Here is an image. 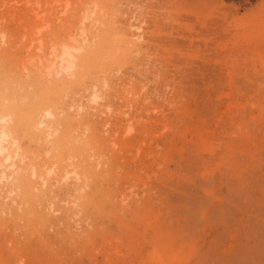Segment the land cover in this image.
Segmentation results:
<instances>
[{"label":"rangeland","instance_id":"374dc122","mask_svg":"<svg viewBox=\"0 0 264 264\" xmlns=\"http://www.w3.org/2000/svg\"><path fill=\"white\" fill-rule=\"evenodd\" d=\"M2 126L0 264H264V0H0Z\"/></svg>","mask_w":264,"mask_h":264},{"label":"bare ground","instance_id":"6f19581e","mask_svg":"<svg viewBox=\"0 0 264 264\" xmlns=\"http://www.w3.org/2000/svg\"><path fill=\"white\" fill-rule=\"evenodd\" d=\"M31 3H32L31 1L27 2L28 5H30ZM37 19H39V15H37ZM85 19L86 16H84L81 21H85ZM80 24L81 26L78 27V29L73 34H70L67 42L61 45L60 51L58 50L59 48L55 43H52L50 41H45L43 36H37L35 38V41L33 43V48H35L36 52H38L37 55H39V57H37L38 58L37 62L39 68L42 70L43 75L47 77H52L54 73L57 76H61L64 74L68 76L73 75V70L74 68H76V60H77V56L75 53H78L80 49L82 50L83 48V46L79 48H75L74 43L86 44L88 41L87 34L83 26L84 22ZM38 33L37 35H40ZM30 48L27 49L28 52ZM91 96H92V101L95 103L97 102V100H101L99 91L96 89H94ZM1 121L3 124H6L8 122L6 118L2 119ZM41 124H45L44 121H42ZM19 156L20 153H19V148L17 147V142L11 137L8 130L6 129V126H2L0 131V196H3L5 189L13 182L14 175L18 173L20 170V167L17 164V159ZM53 171L54 169L51 168L48 171V174H51ZM32 176L42 180L44 185L46 184L45 179H42V177L38 175V169L36 166L32 168ZM72 178H74L75 181H78V183L81 179L80 176L73 171H67V170L64 171V174L62 176V181L67 183ZM10 193L12 192L10 191ZM73 204L75 205V203Z\"/></svg>","mask_w":264,"mask_h":264}]
</instances>
